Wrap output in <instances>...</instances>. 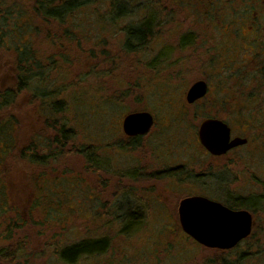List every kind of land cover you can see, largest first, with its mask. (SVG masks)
<instances>
[{
	"label": "rangeland",
	"instance_id": "374dc122",
	"mask_svg": "<svg viewBox=\"0 0 264 264\" xmlns=\"http://www.w3.org/2000/svg\"><path fill=\"white\" fill-rule=\"evenodd\" d=\"M4 1L5 6L18 1L28 12L31 0ZM146 2L134 1L136 6ZM119 3L108 16L101 14L107 7L101 3L95 9L97 13L89 8L83 14L75 10L68 17L70 21L64 23L67 31L62 43L56 39L59 30L45 28V34L50 35L39 36L32 43L43 72L41 80L34 83L37 91L32 87L18 92L16 99L0 112L1 119L7 112L19 121V149L5 173L10 181L9 201L17 207L19 218L15 210L0 218V250L7 248V255L0 256V264H61L55 253L58 246L95 237H107V250L81 257L76 264H210L213 260L219 264L218 259L224 264H264V201L248 210L253 220L251 238H247L250 248L244 243L247 239L228 250L204 247L182 231L177 214L179 201L192 194L221 203L223 195L263 194L264 136H252L247 145L222 160L204 156L195 130L203 117L216 110L209 98L197 106H188L182 93L202 75L209 58L182 62L178 56L187 50L180 49L177 55L174 41L175 46L170 47L174 52L171 83L160 84L149 69L151 43L143 48L140 57L134 50L123 55L118 30L121 32L133 19L140 18L137 9L142 6L120 10ZM226 12L219 5L205 11L191 1L183 11L174 7L171 18L200 23ZM30 22L36 24V18L32 16ZM202 46L206 51V43ZM217 46L228 53L225 42ZM13 59L11 48L0 49L1 88L13 85ZM165 88L169 89L167 97ZM215 88L212 82L209 92ZM38 90L50 96L35 98L33 93ZM55 102L63 109L55 108ZM137 109L151 111L155 126L150 135L133 146L119 134L118 125L124 114ZM220 112L223 114V110ZM164 115L172 120L171 133H162L158 128ZM62 124L71 130L65 146L45 148L43 136H57ZM243 125L234 124L233 134L245 137ZM165 140L171 142L174 167L183 166L172 172V178L156 172L165 163L164 157L157 154L161 152L156 151L157 143ZM29 144L35 148L26 154L43 156V163L18 158L21 148ZM223 162L230 164L226 171H220L217 165ZM202 172L204 175L196 179L187 178L189 173L193 177ZM2 176L0 172V179ZM61 178H65L63 183ZM46 187L54 188L59 196H48L51 192ZM33 201L39 206L32 207ZM130 213L138 217V223L123 232Z\"/></svg>",
	"mask_w": 264,
	"mask_h": 264
},
{
	"label": "flooded vegetation",
	"instance_id": "af4514ba",
	"mask_svg": "<svg viewBox=\"0 0 264 264\" xmlns=\"http://www.w3.org/2000/svg\"><path fill=\"white\" fill-rule=\"evenodd\" d=\"M134 1L136 0H122V2L120 1L119 3L120 10L123 8L130 9L142 6L141 9H137L140 11V18L133 19L131 24L121 29V32L118 30V39L121 42V51L123 55H129V53H132V50H134L138 51L137 57H140L143 48H145L148 43H151V66L149 69H151L152 75L159 78L160 84L168 86L171 83L169 75L173 73L174 70V52L171 51L170 47L175 46L174 41H176L177 55H179L180 49L183 52L187 50L186 53L178 56L182 62H191L190 60H197L198 57L209 58L205 61H208L207 64L209 65L205 66L201 75L204 78H194L189 86L186 85L187 89L182 93L184 94L185 104L188 106H197L199 105L197 103L204 102L206 96L210 93L209 89L212 85V82L209 81V75L225 74L229 72L233 76V82L230 88L235 96V98L232 99L234 112L238 110L237 106L239 103L246 102L252 108L249 121L250 126L248 125L247 131H245L246 127L241 126L244 128L245 137L233 134L235 132L233 131V127L223 116L203 117L200 123L208 118L218 119L224 122L229 128L230 139L239 137L246 140L245 143L231 147L224 153L212 154L199 141V123L195 130V137L196 142L200 144L201 151L204 153L203 155L222 160L234 150H238L247 145L252 136L254 139L258 138L257 135L259 133L264 136V0H147L144 5L137 4V6ZM191 1H194L197 5L199 4L201 9L204 8L205 11L213 10V8L219 5V7L226 9L227 12L221 13V15L208 21L201 20L200 23H195L191 19L171 18V12L174 7L176 10L181 9L183 11L190 6ZM115 5L116 4L110 2L106 4L107 9ZM143 24L147 25L148 31L141 37L139 32H141ZM226 40L229 41L227 42ZM203 42L206 43V51L202 50ZM218 42H225L227 48H229L227 49L228 53H224L226 49H224V51L218 50ZM220 48H223V46ZM222 51L223 53H221ZM130 56L135 58L134 54ZM229 64L230 67H228ZM239 73L249 75L248 84L246 85L247 88L245 89L249 97L246 99H242L241 97L236 98L238 90L236 79ZM197 81H203L206 84V92L201 98L192 103H188L185 94L188 88ZM153 85L156 84L153 83ZM168 90L165 88L163 92L166 97L168 96ZM167 102H171L170 99H167ZM138 112H147L151 115V126L144 134L138 133L129 135L124 131V118L128 114ZM154 118V114L148 109H137L126 113L120 119L118 125V130H120L119 134L133 143L134 146L138 144L141 138L150 135L151 129L155 126ZM162 118L163 121L160 122L158 128L162 133H164V131L171 133V118H168L166 115ZM187 122L190 121L188 120ZM158 143L156 151L159 150L161 152H157V154L160 157H164L165 163L160 165V168H158L156 172L158 174L166 173L171 176L174 170H178L183 166L182 164H178L174 167L175 164L172 163V158L170 157V152L172 154V147L169 140ZM217 165L220 171H226L229 169L227 165L230 164H225V162H223ZM210 167L214 168V166ZM206 170L207 169H205V171ZM189 175L190 173L187 176L189 180L193 178L196 179L195 177L204 175V172L200 174L197 173V175L194 174L193 177H189ZM218 176L221 177L220 174H218ZM187 178H177V180H186Z\"/></svg>",
	"mask_w": 264,
	"mask_h": 264
},
{
	"label": "trees",
	"instance_id": "16d2710c",
	"mask_svg": "<svg viewBox=\"0 0 264 264\" xmlns=\"http://www.w3.org/2000/svg\"><path fill=\"white\" fill-rule=\"evenodd\" d=\"M120 1L122 2V0H106L105 2L102 0H31L29 3L28 12L24 10V7L18 1H16L11 6H5L4 0L0 1V49L2 47L5 49L11 48V52L14 55L13 61L16 71L15 76L13 77V85H11L10 87H0V112L3 111V109L9 104H11L13 100L16 99L18 92L22 90L28 91L32 87H37V85L34 83H36L38 78L41 80L43 72L41 71L42 67L40 65V59L38 58L40 56L37 54V51L34 49L32 43H34V40H36L39 36L50 35L49 33L45 34V28H53L54 30H59L58 37L56 39L60 43H62L64 37H66V35L63 36V34L67 31V29L64 27V23L70 21L68 20V17L69 15H72L73 12H76L75 10H78V12H82L89 8L90 11L97 13L95 9L97 5H100V3L101 5H106L109 2L116 4V2L118 3ZM103 8L104 11L101 14L103 16L107 14L108 16L110 10H112L111 7H108V9L107 7ZM115 11L118 12V9H116ZM83 13L84 12H82V14ZM82 14L81 16H83ZM32 16L36 18V24H32L30 22L32 21ZM96 17L97 16H94L93 18ZM27 18L29 20H27ZM94 20L95 19H92L93 22ZM87 24L85 28L88 27L89 24ZM93 25L94 23H92L91 26ZM146 26V24L142 25V30L141 32H139L141 37H143L146 31H148V27ZM40 30H42V33H40ZM228 67H230V64L228 65ZM199 77L203 76H197L196 78ZM215 78L216 82L214 81ZM232 78L233 76L229 72L225 74L210 75L209 81L214 82L216 88L214 91L212 90L209 93L204 102H207V98H209L212 108L218 112L215 111V113H209L207 116H223L231 126H233L234 124H245L247 126L243 125V127H246L245 131H247L248 125L250 126L249 121L252 108L246 102L239 103L237 106L238 110L234 112L232 99H234L235 96L233 95L230 88V85L233 82ZM248 79V74H238L236 79L238 86L236 98L241 97L242 99H246L249 97L248 92L245 90L247 88L246 85L248 84ZM36 91L37 88H35V92ZM33 95L35 96V98L39 96V98L42 97L44 99H47V97L50 96L48 93L46 96L43 90L42 92H39L38 90V92L33 93ZM55 103V108H57L58 110L63 109V106L59 105V102ZM221 110H223V114L222 112L219 113V111ZM2 115L5 116H3L2 119L0 118V172L4 176H2V179H0V218L6 216L9 211L15 210L17 212L18 219V209L9 201V190L7 183H9L10 181L9 176L6 177L5 173L6 167H10L12 157L16 153L17 149H19V136L17 135L19 121L16 116L7 114V112L2 113ZM70 136L71 130L66 129L62 124L57 136H53L50 139L43 136L44 139L42 141V144L45 148L52 147L53 145H58L60 148H62L65 146V142L68 141L67 139H69ZM30 145L31 144H29V146H23L21 148L22 151L20 152L18 158L20 160H25L35 164L43 163V156L39 157L33 152H29L28 154H26L27 150L30 151L31 148H35V146ZM215 176L217 177L218 174H215ZM63 179L65 181V178H61V183H63ZM53 184H55V186L57 185L56 183ZM46 188L48 189V192H51V194L48 196H59L58 193H55L54 188ZM64 198L67 199L65 196ZM223 199L224 200H222V203L231 209L254 210L253 207H258L257 205L261 204V202L264 201V191L263 194L257 197H247L241 195L235 196L233 194H230L223 195ZM31 206L36 208L39 206V203L37 201H33ZM128 217L129 218L127 224L122 228L123 232H125V230L123 229H131L133 224L138 223V217L132 214L128 215ZM5 227H7V225ZM250 236L251 233L247 238H249ZM245 239H243L242 241H245ZM249 241L250 239H247L244 242L246 243V248H250V245L248 244ZM108 244L109 241L107 237L84 238L70 244L58 246L55 253L61 264H76L81 257L104 253L108 248ZM6 249L7 248L0 250V256L5 257L7 255L4 253ZM259 251L261 250H258V252ZM218 260L220 262L219 264H224L222 263L221 259ZM209 263L215 264L216 262L215 260H213Z\"/></svg>",
	"mask_w": 264,
	"mask_h": 264
},
{
	"label": "water",
	"instance_id": "95a60500",
	"mask_svg": "<svg viewBox=\"0 0 264 264\" xmlns=\"http://www.w3.org/2000/svg\"><path fill=\"white\" fill-rule=\"evenodd\" d=\"M206 92L203 81L193 83L185 94L192 103ZM147 112L128 114L123 121L124 131L144 134L151 126ZM200 143L212 154H221L231 147L245 143L242 138H229L227 125L214 118L203 120L198 129ZM178 221L182 231L196 243L211 249L228 250L247 238L253 226L251 213L246 209H231L223 203L201 195H190L179 201Z\"/></svg>",
	"mask_w": 264,
	"mask_h": 264
}]
</instances>
